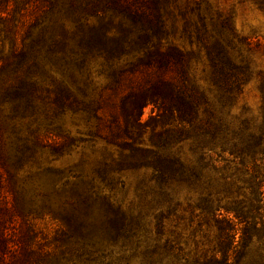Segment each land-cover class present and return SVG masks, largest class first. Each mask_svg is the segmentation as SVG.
I'll return each mask as SVG.
<instances>
[{"label": "rangeland", "instance_id": "obj_1", "mask_svg": "<svg viewBox=\"0 0 264 264\" xmlns=\"http://www.w3.org/2000/svg\"><path fill=\"white\" fill-rule=\"evenodd\" d=\"M161 1L162 46H174L186 55L188 83L207 102L208 112L200 118H209L229 131L246 123L259 127V86L264 75L262 0ZM29 4L28 0H11L9 30L3 31L0 20V203L8 201L14 208L3 216L11 237L22 234L42 264H101L92 257L89 260L93 261L77 258L85 256L78 243L79 238L88 237V231L75 235L70 230L72 237L65 238L66 219H73L68 201L75 198L74 189L93 186L141 229L138 247L132 245L136 250L123 248L121 243L111 245L102 250L106 254L102 264H151L143 253L156 245L160 249L154 254L160 259L156 264L206 262L218 244L214 219L200 206L207 189L224 205L229 194L224 197L222 191L227 187L235 193L239 186L240 197L249 195V173L239 169L243 165L233 154L204 146L193 127L172 115L160 119L151 105L142 111L145 123L133 147L107 143L99 122L110 124L109 113L101 108L100 96L107 93L104 87L113 71L135 61L141 52L132 49L115 59L98 51L82 55L78 42L88 27L104 25L115 33L121 25H128L127 19L108 0H45L43 9L38 7L26 16L28 20L37 17L30 26L35 24L31 27L38 43L36 58H25L28 62L21 69L12 54L13 31ZM216 40L226 46L233 74L241 77L239 86L230 92L217 79L223 73L207 53ZM24 69L28 75H23ZM64 87L69 95L61 93ZM177 128L189 134L159 149L162 132ZM134 147L175 153L189 166H196L202 178L196 183L185 178L160 182L153 174L152 153L142 157ZM259 163L264 165V156ZM244 164L251 167V159ZM222 178L234 184L223 185ZM260 214L263 217L258 220L264 221V207ZM166 244L171 248L165 249ZM256 248L264 256L255 238L248 247V258L255 256Z\"/></svg>", "mask_w": 264, "mask_h": 264}, {"label": "trees", "instance_id": "obj_2", "mask_svg": "<svg viewBox=\"0 0 264 264\" xmlns=\"http://www.w3.org/2000/svg\"><path fill=\"white\" fill-rule=\"evenodd\" d=\"M28 1L31 4L23 8L13 31L15 41L12 54L16 60L15 65L21 69L28 62L25 58H36L34 48L38 43L31 27L35 24L30 26L37 17L31 15L28 20L26 16L37 11L38 7L43 9L42 4H45V0ZM10 2L11 0H0V20L5 26L3 31L9 30ZM161 3V0H108L109 6L121 13L128 25H121L115 33H109L104 25L91 26L79 37L78 52L82 55L98 51L107 58L115 59L132 49L141 52L135 61L113 71L110 82L104 87L103 92L107 93L100 96L101 108H106L110 121L108 125L99 122L102 123L99 128H104L103 139L115 145L130 143L133 147L145 123L141 120L142 111L144 107L151 105L160 119L172 115L193 127V133L200 135L204 146L213 149L219 147L221 154L225 151L233 154L234 160L239 159L243 165L239 169L249 173L246 179L249 195L240 197L239 186L235 193L227 187L222 192L224 197L229 194L228 203L220 205L221 199H213L207 189V196L200 206L214 219L218 244L213 255L203 264H264V256L259 248H256L254 257L248 258V247L255 238L264 248V221L258 220L263 217L260 212L264 207V165L258 164L264 156V75L260 77L259 86L262 101L259 127L254 129L246 123L240 129L229 131L225 126L214 125L209 118L202 120L200 114L208 112L205 107L207 102L204 95L188 83L186 55L174 46H162L160 36L164 31V21L159 10ZM3 12L6 14L2 15ZM26 40L29 42L26 43ZM207 53L212 65L223 73L217 75L223 88L230 92L233 86H239L241 77L233 74V63L226 46L216 40L212 47L207 48ZM23 75H28L25 69ZM60 91L70 94L65 87ZM162 133L159 149H163L169 140H177L189 134L183 128L164 130ZM133 149L142 157L152 153L150 163L153 174L160 182L168 183L185 178L187 181L195 180L196 183L202 178L196 166H189L175 153H164L163 150L151 152L141 147ZM246 159H251V167L244 164ZM222 180L223 185L231 187L234 184L227 182L226 178ZM72 196L75 198L68 203L73 219H66L65 225L69 232L67 231L65 238L68 240L72 237L70 230L75 235H84L83 231H88L87 238H79L78 245L82 246L80 252L85 256H77L78 259L98 260L102 264L106 258L102 251L104 248L118 243L123 248H134L133 244L138 247L141 229L134 226L132 218L119 206H114L105 196L95 191L93 186L75 188ZM3 203H0V264H42L35 254V247L27 246L20 237L22 234L11 237L10 225L3 216H7L14 208L8 201ZM164 247L169 249L171 245L166 244ZM159 250L156 245L152 251L146 250L143 255L151 264H156L160 259L159 256L154 257V254L160 253ZM91 257L93 260H89Z\"/></svg>", "mask_w": 264, "mask_h": 264}]
</instances>
